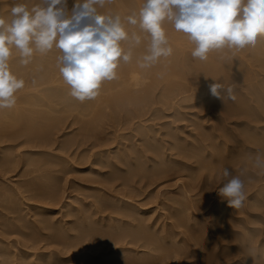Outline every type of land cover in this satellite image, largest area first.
<instances>
[{"label": "rangeland", "instance_id": "1", "mask_svg": "<svg viewBox=\"0 0 264 264\" xmlns=\"http://www.w3.org/2000/svg\"><path fill=\"white\" fill-rule=\"evenodd\" d=\"M18 1H16V0H9V1L0 0V4H1L0 9L2 8L0 10L1 13L3 12L5 14V12L6 13H7V11L9 12V10H11V7L14 6L15 3ZM115 1L116 0H111V2H114L116 4L117 2H115ZM119 1H118V3H119ZM8 2H9V6L7 5ZM70 2L71 3L69 5L73 7L75 1L73 0ZM118 3L116 4L115 7H113V9L111 7L112 3H109L110 5L108 3H106L107 5H105V6H107V7L106 8L104 7L105 9L99 8L101 10L98 9V11L100 13L102 11L103 14H104V12H105V14H108V15L112 14V16H113V13L115 11L117 12V13L116 12L115 13L118 14L119 13L118 11L120 10V8H116L119 6ZM120 4H121V1H120ZM108 5H109L110 9H109ZM70 6H67V8H70V11H71ZM112 6H114V5H112ZM3 8H4V10H3ZM5 8L7 10H5ZM67 8H66V10H68ZM106 10H107V12L111 11V10H115V11H113V13H110V12L107 13ZM120 13H121V11H120ZM5 15H6L7 19H9L8 17H10V16H7V14H5ZM166 24H168V22ZM129 26H128V28H129L130 32H132V31L137 32L138 31L137 27L135 28L134 26H130V27ZM169 26H170V24H169ZM134 28H135V30H134ZM170 29H171L172 33H173V31H176V30H173L174 28H172V26H170L168 29V32L167 31L166 32L171 33V32H169ZM167 33H166V35H167ZM183 35L186 36L185 34H183ZM184 39H187V36L185 38H183V36H182V38L180 40L181 46L179 44H177L180 46V48L182 47V49L180 52L179 46H177L178 51L180 52V54L178 53V56L180 58L178 57L179 61L176 60V64L178 62H180L182 65H184V66H182L180 63H178V70L180 71V69H181L183 71H180V74H178V75L173 74L174 77L173 76L171 77L172 80L171 79L167 80V78L166 79L161 78L159 80L157 79L156 81H154V83L156 85L153 83V87H150L151 88L150 94H152V95L150 97H148L147 102H145V104H138V106H136V107H134L135 105H133V104L125 105V106L120 105L121 109H119L120 108L119 105H117V107L115 108L113 106V105H115L114 103L112 104L110 102H107V101L105 102L103 100V103L99 102V104L100 103H102V104L101 105L98 104L97 107H95V106L93 107L91 105L90 106L91 110L90 109L88 110V108L82 110L78 107L73 108V109L68 108L67 110L71 111V112H68L67 110H65L66 113L62 112L66 118L64 117V115H62V118H64L63 119L64 121L61 124L58 125L57 123L53 122V125L55 124L53 128L56 127L57 129L55 128L56 132L54 129H53L54 131L53 130L51 131V132H53V133L55 132V133L53 135H52V133L50 134V136H49L50 139L47 140L48 143L41 140V143L44 142V143H42L44 147L40 144V138H37V136L41 137L42 131L47 128L46 121L44 119H41L39 117L36 118L37 116L35 117V119H33L31 117V115L29 114V112H27V111L25 112L27 117L24 115L23 118H18V119L16 118L15 119L14 117H12L10 115L12 112L7 114L6 115L7 117L5 115L0 117V120L3 118L1 120V122L2 123L4 122L3 125L0 122V125H1L0 126V130H1L0 131V140H2V141H0V159L3 160V158L7 157V156H9V158H10L8 160V162H10V163H7V162L3 163L4 165H1L2 163L0 161V259H1L0 261H3L1 264H20L21 262H22L21 264H106V262H108L110 260L115 261L114 264H122L124 262L130 263L131 261H132L131 263H134L133 261L136 262V260L139 259L137 257L138 256L137 254H139V256H140V259H139L140 261L137 260V262L139 264H143V263H145V264H254V258L251 257L253 255L259 256V258L256 259L255 264H264V207H263L264 206V204H263L264 200H259L260 202L257 201L258 207L253 206L255 208V210L251 209V207H250V210L248 208L249 211L247 209L245 210V208H247V204L250 200H245L246 202L245 201H244L245 203L243 202L242 207H240L241 209L239 208L240 211L238 209L236 212L235 208H233V210H235V211H234V213L232 212V215L234 216L232 218L231 212L229 214V210H230V208L232 210V207H229L226 201H222L221 198L217 194V190L219 189V187L222 186V183H223V176L221 174V171L224 170L223 168L230 169L229 171L232 173V175L233 174L239 175V172H235V171L236 170L239 171L241 169L240 167H244V165L248 164V161L251 160V163L249 162L250 164L247 165L250 168L245 165L246 169L248 168V172L246 175H244L245 177L241 176V179L243 177L242 180H244L245 185L247 182H248L247 185L250 183L255 185V188H256L255 190L258 192V196L262 197V198L264 197L263 196L264 195V171L252 168L251 167L252 159H249L250 156L256 154V152L258 150L257 151L251 150L250 147H247L248 150H245L246 146L242 147L241 144L236 143V140H233L234 138H231L233 140V142H229L230 143L229 145L230 146L236 145L237 147L235 148V150L232 147L229 148L228 145L227 146L225 145V147H224L222 144L220 146L219 143H221V141L224 140V136L223 137L219 136L216 139L218 143L214 142V137L211 136L210 138L211 139L213 138L212 139L213 143L211 144V146H209L207 148H204V146H202L201 143L197 142V140L194 139V137L195 138L197 137L194 135H196L198 132H201V133L204 132L205 134H207V132H209V134H210V131L213 129V126L216 123L217 124L219 123V121H218L219 119H216V118H218V116L221 115V111H220V113L219 112L216 113V111L214 109L212 110V108H214L213 103H217L218 101H219V103H222V99H220V98L214 99L213 103H212L213 97L211 98V96H212L211 93L207 92L206 93L207 95L205 94V95H203V97L201 96L199 98H192V99L186 100L185 97L188 94H190L191 92L190 91L182 92V90L185 88H188V87H192V85L194 83H196L197 80H199L197 78H200V80L198 81L199 84L201 81L207 80V78L204 77L205 76L204 72H202L201 70L203 69L204 62H208L210 58L207 59L206 61H203V63L201 60H199L197 58L198 60H197V62H195L196 59L190 54V53H192V50L195 47V45L193 43H191L188 39L187 40H184ZM171 40L174 42L173 39H171ZM171 40H169V41L171 42ZM182 51L184 54L182 53ZM231 52L232 51H230V52L226 51L225 53L224 52H218V54L220 53L222 55L221 59L222 60L224 59L223 61L226 64H229L226 66V67H228V70L231 69V67L233 68L232 70H229V72L231 71L230 73H232V75H233V76H231V77L229 76V77L233 78L234 76L239 74L237 72H240L239 67L242 66L241 65L242 64V58H241V53H239V52L236 53L237 52L236 51L234 56H232L233 53H231ZM181 53L183 54V57H182ZM214 53L217 54V52H214ZM222 53H224L225 55ZM229 54H231V55L229 56ZM186 55H188V56H186ZM181 58H182V60H181ZM188 58L190 61H188ZM231 58H233V59H231ZM191 59H192V64L190 63ZM230 59L233 61L230 62L231 61ZM237 59L238 60L241 59V60L238 61ZM193 61L196 65L193 63ZM198 61H201V62H198ZM210 61H211V59H210ZM234 62L235 63L237 62V64L235 65ZM179 65H181V66H179ZM180 67H182V68H180ZM189 67L190 68L192 67V68L190 69ZM195 68H196V70L199 69L201 71V73L199 70L198 71L194 70ZM226 69H225V71L227 73L228 70H226ZM193 70H194V72H191ZM226 73L224 72L225 75H226ZM184 74H186V75H184ZM199 74H201V75H199ZM195 75H196V77H195ZM201 79H203V80H201ZM166 80L169 81V83L171 81L170 84L173 87ZM173 80H174V82H173ZM175 80L178 82H176ZM194 80H196V81L194 82ZM148 82H150L149 84H151V82H152L151 78H149ZM198 82L196 83V85L198 84ZM229 82H230V80H229ZM229 82L226 81L224 83V85H223L224 88L229 87V86H231V87L233 86L234 88L236 87V89L239 88L238 87L239 85H237V81H236L237 86L235 85V83L233 85V82H231L232 84L231 83L229 84ZM177 83H179V84H177ZM225 84L226 85L229 84V85L226 86ZM169 85L171 86L172 90H171V88L170 89L168 88ZM152 88H153V90H152ZM164 89H166V90H164ZM167 89H169V90H167ZM207 89L209 90L208 87H207ZM236 89H234L235 92L233 93L235 98H236V99H234V101H238L242 97L240 92H237ZM112 91H114V90H112ZM105 92L101 91L100 93L102 94V96H110L109 94H112L111 92H107V91H105ZM103 93H105V95ZM179 93H180V95H179ZM235 93H236V95H235ZM208 94L211 96H209ZM224 95H226V93L222 92V97H224L223 102L232 103L233 100L231 99V102H230V99L227 97V95L226 96H224ZM238 96L240 97L239 99H238ZM181 97H182V99H181ZM208 97L210 98L209 99L210 102L207 101L208 100L207 99L206 102L203 101L205 103V104H203V102H201L203 100V98L205 99ZM214 98H216V97H214ZM90 100H92V99H90ZM90 100L88 101V99H87L86 102H91ZM148 100H149L150 104L152 103L151 105L148 104ZM216 100H218V101L215 102ZM111 102H114V101H111ZM196 102L199 105H197ZM98 107H99V109H95V110L93 109V108H98ZM142 107H143V109H142ZM40 108H44V107H40ZM100 108H101V111L104 108L102 113H100L101 112ZM77 109H80V110L75 111ZM92 109L94 111H92ZM72 110H73V112H72ZM96 111H99V113L97 112V114H96L95 113ZM27 113L30 115V117L28 116ZM55 113L58 114L57 112H55ZM100 114H103V115H101V117H100L99 116ZM13 118L16 121L13 120ZM22 119H24V122L22 121ZM30 119H32V120H30ZM241 119L243 120V118H241ZM241 119L238 118V116H234L233 119L226 120L225 121L226 125H224V126H226V127L228 126L227 132H225L224 130H221V131L225 135H226V133H228L227 134L228 136L226 135L227 137H230V136L232 137L233 135H238L239 131L241 129L243 131L246 130L247 132L252 131L250 129H246V126H244L243 124H240V123L236 124L235 123L236 121L240 122ZM33 120L36 123H34ZM43 120H44V122H42ZM93 120L95 122L97 120V122L92 123V122H94ZM214 120H217V121H214ZM12 121H14V122H12ZM18 121H21V123ZM40 121H41V123H38ZM16 122H18V124ZM214 122H216V123H214ZM12 123H15V125L11 126V125H13ZM29 123H30V126L27 125ZM47 123H48V121H47ZM90 123H92V125H90ZM24 124L27 127L24 126ZM37 124H38V126H37ZM5 125L6 126L8 125L9 128L4 127ZM33 125H36V126L33 127ZM61 125H63V126H61ZM239 125H241V126H239ZM41 126L42 127L45 126V127H43V129H42ZM86 127H88L89 130ZM5 128H6V130H4ZM33 128H35V129L32 130ZM37 128H38V130L39 129H41V130L38 131ZM85 128H86V130H85ZM35 130L38 133H36ZM58 130H60V131H58ZM148 130H149V133H148ZM248 130H250V131H248ZM30 131L32 132L31 134H30ZM143 131H144V133H143ZM205 131H207V132H205ZM214 131L215 130H213V133H214ZM20 132H22V133H20ZM39 132H41V133H39ZM2 133H4V134H2ZM14 134L16 135V137L14 136ZM211 134H212V131H211ZM51 135L54 137V139H51L52 138ZM124 135H125V137H124ZM147 135H148V137H147ZM85 136L89 137L88 140H86L87 138H85ZM3 137H5L4 140L2 139ZM11 137H12V139H11ZM151 137H152V139H151ZM181 137H183V138H181ZM8 138H10V139L8 140ZM65 138L67 139V141L70 139V141L65 142ZM71 138H74V139H71ZM37 139L39 140V143H38ZM30 140H31V142H30ZM151 140H153V141H151ZM170 140L171 141H173V140L177 141L180 144L179 147L185 148L188 152H190L194 155V158L189 159L188 162L189 163L192 162L193 163L192 165L196 166V169L193 167L192 168H190V167L185 168L184 165H180L176 161H172V160H168V159L164 158V155L165 156L167 155L169 157L172 152H174L175 155H177V153H178V149H175L173 151L171 149H169V144L172 143ZM28 141H29V143H27ZM34 141L38 145L36 143H34ZM49 141H51V142H49ZM162 141H163V143H162ZM186 141H187V143L190 142L191 144L193 142H196L197 145L196 146L193 144L192 145L191 144L186 145ZM144 142H146V143H144ZM209 142H212V141L208 140L207 143H209ZM125 143L127 146L125 145ZM237 144H239V145H237ZM212 146L214 147V149L217 148L216 150L218 151V154H216V155L214 154V156L211 155V153H210V150L213 148ZM126 147L128 149H126ZM137 147H139V148H137ZM249 148H250V150H249ZM139 149L140 150L143 149L144 151L143 150L140 151ZM160 149H161V151H160ZM229 149L231 151H229ZM109 150L112 154L109 152ZM125 150H126V152L124 153ZM127 150H128V152H127ZM238 150L241 153H242V151H245V154H244V152L242 153V154L246 155V156L243 155L244 156L243 159L236 157V156H238V157L242 156V155H240V156L236 155L237 153L234 152V151L238 152ZM41 151L45 152V153H42ZM116 151H118V152H116ZM204 151H205V153H204ZM247 151H249V153L251 155L249 153H246ZM251 151H254V154ZM129 152L132 153V155L130 153V157L127 156V155H129L128 154ZM106 153L110 154V155L108 154L109 158H108ZM143 153L145 156L142 155ZM258 153H259V151H258ZM233 154L235 155V157H234L235 159L233 158ZM259 154L264 155V152L261 153V151H260ZM5 155H7V156H5ZM155 155H158V156L163 157V158L161 159L159 157L160 161L159 160L155 161L153 159V157ZM220 155H222L223 157H221ZM11 156H13V158H12L13 161L11 159ZM26 156H30V157H26ZM101 156H102V158L100 159ZM231 156L233 159H231ZM45 157L49 158V159L46 158V160L48 161L47 162L48 164L47 163H46V165H45V163L41 164L42 166L37 165L38 166L37 168L35 165H33L34 162H32L33 163L32 164L29 161L31 158L33 160L35 158H41L42 160H45L44 159ZM110 157L113 159H111ZM123 157H125V158H123ZM147 157H149V158H147ZM173 157H177V156H173ZM203 157L205 159H203ZM217 157H219V158L221 157V158L219 159ZM114 158L117 160L114 161L115 160ZM132 158H133V160H132ZM178 158H180V157H178ZM207 158H208V161H211L210 163L207 162ZM246 158H248V159H246ZM50 159L52 161H50ZM239 159L243 160L244 162L243 161L240 162ZM106 160H107L108 165L106 163ZM112 160L115 162L114 164H113ZM220 160L221 161L223 160V161L220 162ZM225 160H228L230 162V164L228 165L227 163H225V165L222 166L224 164L223 162ZM233 160H236V162ZM55 161H57V162H55ZM96 161H98V162L96 163ZM121 161L123 162V165L121 164L122 163ZM124 161L125 162L127 161L128 164L125 163ZM212 162H215V163L217 162V163L215 164ZM30 163H31V165H29ZM221 163H222V165H221ZM35 164H37V163H35ZM53 164H55V165H53ZM214 165H216V167ZM47 166H48V168H47ZM55 166L58 169V171L55 168ZM119 166H121V167H119ZM161 166L163 167V169ZM32 167H34V168H32ZM60 167H61V170L59 171ZM140 167H143V169ZM173 167H178V169H180V170L177 172H175V171L171 172L170 171L168 173H164L166 170H168V169L171 170ZM35 168H36V170H35ZM38 168H39V170H38ZM158 168H160V169H158ZM210 168H211V170H210ZM216 168H217V170H216ZM220 168H222V169H220ZM29 169H31V170L33 169L32 170L33 172ZM52 169L55 171L52 172L53 171ZM139 169H140V172H139ZM213 169H215V170H213ZM141 170H142V172H141ZM219 170H221V171H219ZM191 171H193V176L195 174L194 179H193L195 186H194V188L192 187V191H191V193L194 195L193 197L194 198H200L202 196L206 197V195H207V197L209 196L208 198L210 199L213 196V198H211V199L216 201V203H217L216 205H218L216 210H217V212L218 211L219 212L217 214H213V216H212V213L210 214L209 206L204 207V209L202 207H194V209L191 208V210L187 209L188 215H189V213H190V215H189V217L185 216V219L186 218L187 219L186 220L184 219L185 220V222H184L185 224L183 225L184 227L183 226L182 227L175 226L174 228H170L169 226L167 227L166 224H170V222H172L175 218L174 219L173 218L167 219L165 215L161 216V212H164L165 210H163V207H161L159 205L162 204V206H163V203H165V201L168 202L170 200L176 201L175 202L176 204L179 201L180 202H182V201L186 202V200H187L186 189H185L184 185H186L187 182H189L192 179V177H190L188 175ZM127 173H129L130 175ZM199 173L201 175H199ZM211 173H212V176L214 177V178L212 177L213 180L211 178ZM215 173L217 175L218 174L219 175L217 176ZM46 174H47V176H46ZM151 174H153V175H151ZM48 176H50L51 178ZM122 176H124V177H122ZM129 176L131 179H129ZM37 177H40V179L39 178L37 179ZM44 177H45V179H44ZM41 179H42V181L40 183ZM46 179L49 183L46 181ZM49 179H50V181H49ZM32 181H35V182H32ZM54 181H56V182H54ZM45 182H47L48 184H45ZM204 182H205V184H204ZM41 184L45 185L44 189H43L44 185L41 187ZM251 184L248 186H251ZM47 185H51L52 186L51 188L54 187L52 189V191L55 192L54 194L52 192H51V194H49L50 188L48 190L47 187H49V186H47ZM29 187H30V189H29ZM31 187H32V189H31ZM38 187H39V189H38ZM46 188H47V190H45ZM259 188H261V189H259ZM37 191H39V192H37ZM261 191H263V192L261 193ZM35 192H37V193H35ZM46 192L48 194H46ZM208 192H209V194H208ZM259 192L261 194H259ZM17 193H18V195H17ZM42 193L46 194L48 197L46 195H43ZM104 193H106V195L108 194L109 197H107V198H111V201H110V199H107L105 197L106 195ZM11 194L13 196L12 198H14V200H15V201L13 200L15 203L17 201H19V199H20V201L17 202L16 204L13 203V201H8L9 199L7 197L9 196V198H10ZM101 194H102V196H101ZM40 195H42V197ZM54 195L55 196L57 195L56 198H59L61 202L58 201V199H56ZM70 195H71V198L68 197ZM114 195L117 197L126 198V199L134 201L136 203L138 202V204L143 205L145 208H149V212L146 215L149 216L152 214V217H153L152 221H154L156 219L155 220L156 225L154 224V226H157V227L153 228L154 230L152 229V227H150L152 229V231L150 228H147V227H145V228H147V230H145V228L143 226H142V228H140V226L136 227L135 228L136 230L134 231V230H132V229H134V227H132L130 225L129 226L126 224L123 225V224H121V222L119 224L118 219L115 220V224L117 225V228L119 229L120 233H123V231H128V230H130L128 232L133 231V233H134V232H137L138 229H139V232L141 230L142 231H144V230L148 231V229H149V231L152 232L151 234L153 236H156V237L159 236V238H157L158 240H152L153 243L151 244V246L148 245V244H150V242H149V243H147V246H148L147 247L146 242L142 239H141L142 241L139 240V242L136 243V241H135V243H134V242H130L128 240V238H126L125 242L122 240L124 243L122 241L121 242L119 241L121 243L120 244V243H116V242H118L116 240H114L115 242L112 239L111 240L113 242L111 240L109 241L110 237L106 238V237L102 236L106 230L107 231L110 230L113 233L118 232V229H116L115 227L112 228L111 225L108 226V224H110V222L108 221L107 218L105 220L102 219V216H105L106 214H108L107 213L108 211H106V212L104 211L105 213H101V211H99V208L101 209V206L106 208V206H110L108 204L113 203L112 199H114V197H113ZM58 196H60V197H58ZM130 196H131V198H130ZM16 197H17V199H15ZM61 197H63V198H61ZM183 197H185L186 199ZM101 199H103V200H101ZM67 200L71 201L72 204H71V206L66 208V207H64V202H67ZM98 202L100 205L103 203V205L100 206V205L96 204ZM93 203H94V205H93ZM261 204H262V207H261ZM36 205H42V206L45 205V206L49 207L51 209V211L41 212L40 209L34 207ZM243 206L245 207L244 209H243ZM103 207H102V209H104ZM153 207L155 208V210ZM219 208H220V210H219ZM227 209H228V211H227ZM96 210H98V211H96ZM224 210H226L227 213ZM186 212L187 211H185V215H186ZM158 213H160V214H158ZM70 214H72V215H70ZM202 215H205V216L203 217ZM200 216H202V217H200ZM159 217H162V218H159ZM256 217H258L259 219ZM36 218L39 219L40 221L37 220ZM42 218H43L44 222L42 221ZM60 218H62V219H60ZM202 218L204 220H207V222H205ZM222 218H223V220H222ZM227 218H230V220L228 219L230 222L227 221ZM234 218L235 219L237 218V219L235 220ZM238 218H244V219H242L243 222H241ZM100 219H102V221ZM219 219H221V220H219ZM224 219H226V221ZM253 219H255V220H253ZM61 220H63V221H61ZM200 220H201V222H200ZM244 220L246 221V223L244 222ZM45 221H46V223H45ZM58 221H60V222H58ZM62 222H65V223L63 224ZM157 222H158V224H157ZM204 222L208 223V225L213 224V227L212 226L210 227V225H209V227H210L209 228L207 225L208 228L206 227V229H205L204 228L205 224H202ZM228 222H229V224H227ZM164 223H166V224L163 226ZM219 223H222V224H220V226H219ZM69 224H71V225H69ZM191 224H193V226ZM62 225L65 227L69 226L68 227L69 232L67 231L68 233L65 230L62 231V228H63ZM188 225H189V227H188ZM214 226H215V228H214ZM87 227H89V228H87ZM162 227H164L165 230ZM185 227L190 228L191 230L188 229L186 232H184L183 230H186ZM196 227L198 230H201V231L194 233L193 230L197 231ZM200 227H202V228L199 229ZM79 228H80V230H81L80 232L82 234L79 233ZM182 228H183V230H182ZM192 228H194V229H192ZM211 228H213V229H211ZM156 229L158 232L156 231ZM166 229H168V231ZM202 229H204L205 231ZM214 229L218 230L219 232L214 233L213 232ZM82 230H84V231H82ZM89 230H91V231H89ZM170 230H171V232H170ZM100 231H101V233H100ZM191 231H192V233H190ZM210 231H212V232H210ZM91 232L94 235L97 234L96 239L99 243L97 241H95V242L92 241L95 239L94 238L95 236H93V234ZM102 232H104V233L102 234ZM164 232H166V233H164ZM187 232H189L188 235H187ZM88 233H91L92 237L94 239L89 237L90 234H88ZM160 233H162V234H160ZM198 233H199V235H198ZM224 233H225V235H224ZM98 234L99 235L101 234V235L99 236ZM158 234H160V235H158ZM202 234H204V235H202ZM212 234H213V236H212ZM57 235H58V238H57ZM61 235H63V236H61ZM165 235L166 236L168 235V237H166L163 240L162 236L165 237ZM85 236H88L87 237L88 239ZM97 236L100 240H98ZM100 237H103L106 240L105 239L103 240V238H100ZM192 237L194 240L192 239ZM64 238H65V240L63 241ZM74 238L76 239V242H75ZM82 238H84V239L86 238L87 240H85V242H84V239H82ZM189 238H191V239H189ZM77 239H78V241H77ZM80 239L83 241L80 242ZM129 239H130V237H129ZM89 240H91L94 244L96 242L98 244L96 243V245H94ZM101 240H103V242H104L103 245H102L103 242L101 243ZM86 241H87V244L85 245ZM108 241H109V243H111L110 246L107 245L108 243H105ZM126 241L127 242L129 241V243L127 244ZM78 242H80L82 245L79 243V245H80L79 246L77 244ZM143 242H145L144 243L145 245L143 244ZM157 242H159V243H157ZM113 243H114V245L116 244L117 246H114ZM187 243H188V245H187ZM89 244H91L92 247ZM124 244H127V245H125L127 247L130 244V246L128 247L129 249L124 250V252L120 251L118 253H116L114 251H113L114 253L110 252L112 250L117 249V247H119V248L122 247L121 245H124ZM83 245H85L84 247L87 246V248L90 246L91 249H90V247L88 249L87 248L84 249ZM106 245L108 247H105ZM140 245L142 248L140 247ZM76 246H78V247H76ZM95 246H96V248H95ZM150 247L153 250L155 247H156V249L154 251L150 249L152 251L151 252L148 249ZM104 248H107V250H105ZM78 249L80 251H78ZM95 250H97V251H95ZM108 251H109V253H107ZM135 251H137L138 253ZM148 251H150V252H148ZM25 252H28V253L24 254ZM75 252H77V253H75ZM105 252H106V254H104ZM140 252H142L141 253L142 256L140 255ZM135 253H137V254H135ZM23 254H24V256H23ZM109 254H111V255H109ZM25 255H26V257H25ZM105 255H106V257H105ZM143 255L146 258H143ZM2 257H3V260H2ZM26 258H28V259L26 260ZM134 259H136V260H134ZM142 260H144L145 262ZM27 261H28V263H27ZM32 261H33V263H32ZM136 263H134V264H136Z\"/></svg>", "mask_w": 264, "mask_h": 264}, {"label": "bare ground", "instance_id": "2", "mask_svg": "<svg viewBox=\"0 0 264 264\" xmlns=\"http://www.w3.org/2000/svg\"><path fill=\"white\" fill-rule=\"evenodd\" d=\"M7 1H9V0H7ZM16 1H18V0H16ZM70 1H73V0H67V6H70L69 4L71 3ZM75 1V0H74ZM118 1L119 0H116L115 2H117L118 3ZM120 1H121V4H120ZM119 1V6L118 7H116V8H120V10L118 11L119 13H120V11H121V13L119 14H116L117 12L115 11V10H111V11H108V12H110V13H113V11H115L114 13H113V16L116 14V15H120L121 16V18L123 19V18H125L126 16H128V15H131V14H133V13H138V11H139V9L142 7V5H143V3H144V0H120ZM13 2V1H12ZM42 4L43 6H47L46 5V0H19L18 2H16L15 3V5L16 4H26L29 8H31L33 5H35V4ZM75 3V2H74ZM110 3H112L111 4V7H112V9H113V7H115L116 6V4L114 3V2H110ZM11 4V3H10ZM109 4V3H108ZM1 5V4H0ZM8 6H9V2H8V4H7ZM72 5V4H71ZM105 5H107V4H105ZM110 5V4H109ZM109 5H108V7H109ZM112 5H114V6H112ZM3 6V5H2ZM58 7H60L59 5H58ZM71 7V11H72V6H70ZM105 8L107 7V6H104ZM103 7V8H104ZM7 8V7H6ZM5 8V10H7ZM104 8V9H105ZM2 9V8H1ZM0 9V10H1ZM68 10H66V14H70L71 13V11H70V8H67ZM109 9H110V7H109ZM3 10H4V8H3ZM9 10V9H8ZM99 10H101V9H99ZM10 11L11 10H9V12L7 11V13L5 12V14H7V16H10L9 14H10ZM106 12H107V10H106ZM107 12V13H108ZM9 13V14H8ZM101 13L103 14V12L101 11ZM3 12L1 13V11H0V16H2V17H4L5 19H7V17H6V15H5ZM104 14H105V12H104ZM106 15H108V14H106ZM112 15V14H111ZM9 19L8 20H10V17H8ZM167 23V22H166ZM165 23V24H166ZM169 24H170V26H172V24L171 23H168V24H166V25H164V27H165V29H166V31L168 32V29H169ZM169 26V27H168ZM130 27V26H129ZM136 28V27H135ZM135 28H134V30H135ZM172 28H174L173 26H172ZM137 32L139 33V29H138V27H137ZM173 30H175V29H173ZM166 32V33H167ZM169 32H171V29H170V31ZM175 32V33H174ZM172 33V32H171ZM171 33H167V38H168V41L169 40H171V39H173L174 40V42L171 40V42L169 41V45L172 47V49H173V52H172V55H170L169 56V58L168 57H162V58H160L159 60H158V62L155 64V65H153L151 68H148V69H142V68H140L139 67V65H138V60H139V58L146 52V50H147V45H148V43H149V40H148V38H147V36H146V34H143V33H139V34H141V36H142V41H141V44L140 45H138V46H136L135 48H134V50H133V58H132V60L129 62V63H121L120 65H119V67H118V69H117V78L116 79H114V80H112V81H105V82H103V84H102V86H101V88H100V90H99V95L95 98V99H92V100H90L91 102H86V100H85V102L84 101H80V100H78L77 98H74L73 96H71L70 95V92H71V88H70V86L69 85H67L66 83H65V81L63 80V77H62V75L60 74V71H59V67H58V64H57V57L60 55V52H59V50H57V49H53V50H51V51H49L47 54H44V55H40V54H35L34 55V57H33V59L31 60V62L29 63V64H27V65H24V64H22L20 61H21V58H20V56L18 55V54H15L11 59H10V61H9V65H10V71L14 74V75H16L17 76V78L18 79H23L24 80V87L22 88V89H20V90H18L16 93H15V95H16V103H15V105L13 106V107H11V108H4V109H0V117H2V116H6L7 114H9L10 112H12L10 115L12 116V117H14L15 119L17 118H23L24 117V115L26 116V111L27 112H29V114L31 115V117L33 118V119H35V117L36 118H41V119H44L45 121H46V126H47V128L45 129V130H43L42 131V133L41 132H39V133H41V137H38L37 136V138H40V144L43 146V144L42 143H44V142H47V140H49L50 139V134L52 133V135L56 132V129L55 128H53L54 127V125H53V122L54 123H57L58 125L59 124H61L64 120V118H62V115H64L62 112H64V113H66L65 112V110H67L68 108H80V109H82V110H84V109H86V108H88V110L90 109V106L92 105L93 107L95 106V107H97V105L99 104V102H102L103 103V100L106 102H110V103H114L115 105H113L115 108L117 107V105H121V106H125V105H130V104H133V105H135L134 107H136V106H138V104H145V102H147V99H148V97H150L152 94H150V91H151V88L150 87H153V83H154V81H156L157 79L159 80V79H161V78H167V80L168 79H171V77L173 76V74H180V71H183V70H181L180 69V71L178 70V63H180V62H178L177 64H176V60H178L179 61V59H178V53L180 54V52H181V49H182V47L180 48V44H181V42H180V40H181V38H182V36H183V38H185L186 36H184L182 33H180V32H176V31H173V35L171 34ZM171 34V35H170ZM171 38V39H170ZM188 39V38H187ZM187 39H184V40H187ZM177 42V43H176ZM174 43V44H173ZM185 43V42H184ZM177 44H179V45H177ZM125 46V48H127L128 47V45H127V43L124 45ZM177 46H179V51H178V47ZM184 51V50H183ZM183 51H182V53H183ZM230 52L229 50H223V51H212V52H210L209 53V56H208V59L210 58L211 59V61H210V59H209V61L208 62H204V65H203V69L201 70L202 72H204V74H205V76L204 77H206L207 78V80H203V79H201V80H203V81H201L200 82V84H199V80H200V78H197V79H199V80H197V82H198V84L196 85V83H194L196 80H194V84L192 85V87H188V88H185V89H183L182 90V92H187V91H190L191 93L190 94H188L185 98H186V100H188V99H192V98H199V97H203V95H205L207 92H210L208 89H207V87H208V84L209 83H213L214 81H212V79L213 80H215L216 82H218V83H223L222 85H224V83L226 82V81H228L229 82V80H230V82H229V84L231 83V82H233V85H234V83H235V85H236V81H237V85H239L238 87V89H236V87L234 88L233 86H232V88L233 89H236L237 90V92H240V94H241V98L238 96V101H232V103H225V102H223V100H222V103H219V101L218 100H216L215 102H217V103H213V100L214 99H217V97L216 98H214V96H211V95H209V96H211V98H212V103H213V107L214 108H212V110L214 109L215 111H216V113L217 112H219L220 113V111H221V115H219L218 116V118H216V119H219L218 121H219V123L217 124L216 122H214V123H216L214 126H213V129L211 130L212 131V134H211V131H210V134H209V132H207V131H205V132H207V134H205L203 131V133H201V132H198L196 135H194V136H197L196 138L194 137V139H196L197 140V142H199V143H201L202 144V146H204V148H207V147H209V146H211V144L213 143V138L211 139L210 137L212 136V137H214V142H216V143H218L217 142V138L219 137V136H224V140H222L221 141V143H219V145L221 146L222 144H223V146L225 147V145L227 146L228 145V147L230 148V147H232L234 150H235V148L237 147L236 145H233V146H230L229 144V142H233V140H236V143H239V144H241V146L243 147V146H246V149L245 150H248V148L247 147H250L251 148V150H258L259 151V153H260V151H261V153L262 152H264V39H258V41H257V43H256V46L255 47H251V46H248V47H245L243 50H239V51H237L236 53H241V58H242V66L241 67H239V69H240V72H237V73H239V74H237L236 76H234L233 78H230L231 76H233L232 75V73H230L229 72V70H232L233 68L231 67V69H229L228 70V67H226L227 65H229V64H226L222 59H221V57H222V55L219 53L218 54V52ZM188 52V51H187ZM214 52H217V54L216 53H214ZM181 53V54H182ZM224 53H222V54H224ZM231 53H233V52H231ZM184 54V53H183ZM183 54H182V57H183ZM186 54V53H185ZM191 54V53H190ZM228 54V53H227ZM235 54V53H234ZM234 54L232 55V56H234ZM189 55V54H188ZM188 55H186V56H188ZM225 55V54H224ZM231 54H229V56H230ZM227 56V55H226ZM224 57V56H223ZM180 58V57H179ZM190 58V57H189ZM189 58H188V61H190L189 60ZM226 58V57H225ZM230 58V57H229ZM196 59V61L195 62H197V58H195ZM231 59H233V58H231ZM230 59V60H231ZM235 59V58H234ZM181 60H182V58H181ZM180 60V61H181ZM229 60V59H228ZM238 60V59H237ZM239 60H241V59H239ZM238 60V61H239ZM194 61H193V63H194ZM233 60H231L230 62H232ZM235 61V60H234ZM237 61V62H238ZM198 62H201V61H198ZM229 62V61H228ZM237 62L235 63V65L237 64ZM191 64H192V59H191V62H190ZM202 63H203V61H202ZM241 63V62H240ZM181 64V63H180ZM195 64V63H194ZM232 64V63H231ZM182 65V64H181ZM181 65H179V66H181ZM196 65V64H195ZM182 66H184V65H182ZM201 66V65H200ZM196 67V66H195ZM235 67V66H234ZM180 68H182V67H180ZM184 68V67H183ZM190 68V67H189ZM188 68V69H189ZM192 68V67H191ZM190 68V69H191ZM194 68V67H193ZM198 68V67H197ZM227 68V69H226ZM201 69V68H200ZM225 69L226 70H228L227 71V73H226V71H225ZM194 70H196V68L194 69ZM194 70L193 71H191V72H194ZM199 69H197L196 71H198ZM238 70V69H237ZM188 71V70H187ZM195 71V72H196ZM200 71V70H199ZM201 71H200V73H201ZM224 72L226 73V75L224 74ZM233 72V71H232ZM184 73V72H183ZM199 73V72H198ZM182 74V73H181ZM189 74V73H188ZM191 74V73H190ZM203 74V75H204ZM224 76H223V75ZM184 75H186V74H184ZM192 75V74H191ZM197 75V74H196ZM196 75H195V77H196ZM199 75H201V74H199ZM198 75V76H199ZM228 75V76H227ZM230 76V77H229ZM239 76V77H238ZM174 77V76H173ZM201 77V76H200ZM149 78H151V84H149L150 82H148V80H149ZM193 78V77H192ZM202 78V77H201ZM166 80V81H167ZM172 80V79H171ZM176 81V80H175ZM190 81V80H189ZM168 83H169V81H167ZM173 82H174V80H173ZM176 82H178V81H176ZM180 82V81H179ZM170 83H171V81H170ZM169 83V84H170ZM155 84V83H154ZM175 84V83H174ZM177 84H179V83H177ZM186 84V83H185ZM228 84V85H229ZM232 84V83H231ZM156 85V84H155ZM154 85V86H155ZM168 85V84H167ZM171 85V84H170ZM169 85V86H170ZM187 85V84H186ZM226 85V84H225ZM228 85H226V86H228ZM236 85V86H237ZM168 86V88L170 89L171 88V86L169 87ZM189 86V85H188ZM200 86V87H199ZM167 87V86H166ZM173 87V86H172ZM180 88V87H179ZM225 88H227V87H225ZM116 89V90H115ZM155 89V88H154ZM169 89H167V90H169ZM112 90H114V91H112ZM152 90H153V88H152ZM164 90H166V89H164ZM171 90H172V88H171ZM180 90V89H179ZM105 92V91H107V92H111L112 94H109L110 96H102V94L100 93V92ZM115 92V93H114ZM153 92V91H152ZM168 92V91H167ZM171 92V91H170ZM174 92V91H173ZM181 92V91H180ZM235 92V91H234ZM106 93V92H105ZM105 93H103L104 95H105ZM114 93V94H113ZM108 94V93H107ZM150 94V95H149ZM179 95H180V93H179ZM207 95V94H206ZM235 95H236V93H235ZM178 96V95H177ZM224 96H226V95H224ZM207 97V96H206ZM223 99H224V97H222ZM180 99V98H179ZM181 99H182V97H181ZM208 99V100H207ZM209 97L208 98H203V100L201 101V102H203V101H205L206 102V100L207 101H209ZM236 99V98H235ZM94 100V101H93ZM150 100V99H149ZM149 100H148V104H150L149 103ZM195 100V99H194ZM200 100V99H199ZM228 100V99H227ZM89 101V100H88ZM111 101H114V102H111ZM221 101V100H220ZM226 101V100H225ZM152 102V101H151ZM185 102V101H184ZM210 102V101H209ZM230 102H231V99H230ZM102 103H100L99 105H101ZM109 103V104H110ZM197 103V102H196ZM105 104V103H104ZM137 104V105H136ZM152 104V103H151ZM150 104V105H151ZM201 104V103H200ZM203 104H205L204 102H203ZM209 104V103H208ZM211 104V103H210ZM108 105V104H107ZM111 105V104H110ZM193 105V104H192ZM197 105H199L198 103H197ZM202 105V104H201ZM112 106V105H111ZM121 106H120V108L119 109H121ZM204 106V105H203ZM208 106V105H207ZM40 107H44V108H40ZM205 108V107H204ZM211 108V107H210ZM80 109H77V110H75V111H78V110H80ZM94 110L95 109H99V107L98 108H93ZM92 109V111H94ZM104 109V108H103ZM103 109H102V111H103ZM123 109V108H122ZM142 109H143V107H142ZM91 110V109H90ZM118 110V109H117ZM68 111V110H67ZM100 111H101V108H100ZM102 111L100 112V113H102ZM114 111V110H113ZM135 111V110H134ZM214 111V112H215ZM55 112H57L58 114H56ZM60 112V113H59ZM68 112H71V111H68ZM72 112H73V110H72ZM97 112L99 113V111H96L95 113L97 114ZM115 112V111H114ZM82 113V112H81ZM80 113V114H81ZM104 113V112H103ZM213 113V112H212ZM218 113V114H219ZM28 114V113H27ZM28 114V116L30 117V115ZM61 114V115H60ZM83 114V113H82ZM86 114V113H85ZM101 115H103V114H100L99 116L101 117ZM214 115V114H213ZM234 116H238V118H243V120L241 119V121L239 122V121H236L235 123L237 124V123H240V124H243L244 126H246V129H250V130H252V131H250V130H248V131H250V132H247L246 130H242L241 128V130L239 131V134L238 135H233L232 133V137L230 136V137H227L228 135V133H226V135L221 131V130H224L225 132H227V129H228V126L226 127V126H224V125H226V120H229V119H233L234 118ZM7 117V116H6ZM27 117V116H26ZM64 117H65V115H64ZM95 117V116H94ZM93 117V118H94ZM13 118V120H15ZM66 118V117H65ZM237 118V117H236ZM235 118V119H236ZM3 119V118H2ZM1 119V120H2ZM9 119V118H8ZM26 119V118H25ZM97 119V118H96ZM213 119V118H212ZM215 119V118H214ZM1 120H0V122H1ZM5 120V119H4ZM12 120V119H11ZM10 120V121H11ZM20 120V119H19ZM30 120H32V119H30ZM37 120V119H36ZM44 120L42 121V122H44ZM92 120V119H91ZM238 120V119H237ZM16 121V120H15ZM22 121L24 122V119H22ZM28 121V120H27ZM47 121H48V123H47ZM94 121V120H93ZM214 121H217V120H214ZM9 122V121H8ZM12 122H14V121H12ZM18 122H20L21 123V121H18ZM18 122H16L17 124H18ZM29 122V121H28ZM33 122L34 123H36L34 120H33ZM96 122H97V120H96ZM95 121L94 122H92V123H96ZM4 123V122H3ZM3 123L1 122V124L3 125ZM31 123V122H30ZM30 123L29 124H27V125H29L30 126ZM38 123H41V121L40 122H38ZM92 123H90V125H92ZM228 123V122H227ZM13 125H11V126H14L15 125V123H12ZM89 125V124H88ZM87 125V126H88ZM94 125V124H93ZM1 126V125H0ZM24 126H26L25 124H24ZM32 126V125H31ZM36 125H33V127H35ZM37 126H38V124H37ZM40 126V125H39ZM61 126H63V125H61ZM239 126H241V125H239ZM4 127H6V128H9V126L7 125H5ZM27 127V126H26ZM25 127V128H26ZM43 127H45V126H43ZM43 127L41 126V128L43 129ZM91 127V126H90ZM145 127V126H144ZM3 128V127H2ZM6 128L4 129V130H6ZM12 128V127H11ZM31 128V127H30ZM63 128V127H62ZM86 128H88V127H86ZM86 128H85V130H86ZM205 128V127H204ZM209 128V127H208ZM212 128V127H211ZM210 128V129H211ZM239 128V127H238ZM27 129V128H26ZM35 128H33L32 130H34ZM55 130V132L53 133V132H51L52 130ZM234 129V128H233ZM21 130V129H20ZM30 130V129H29ZM37 130H38V128H37ZM39 130H41V129H39ZM38 130V131H39ZM53 130V131H54ZM88 130H89V128H88ZM91 130V129H90ZM146 130V129H145ZM204 130V129H203ZM213 130H215L214 131V133H213ZM1 131V130H0ZM36 131V130H35ZM58 131H60V130H58ZM219 131V132H218ZM4 132V131H3ZM14 132V131H13ZM217 132V133H216ZM236 132V131H235ZM5 133V132H4ZM4 133H2V134H4ZM20 133H22V132H20ZM19 133V134H20ZM27 133V132H26ZM32 132L30 131V134H31ZM36 133H38L37 131H36ZM58 133V132H57ZM142 133V132H141ZM143 133H144V131H143ZM148 133H149V130H148ZM230 133V132H229ZM237 133V132H236ZM249 135H248V134ZM253 133V134H252ZM8 134V133H7ZM11 134V133H10ZM9 134V135H10ZM13 134V133H12ZM25 134V133H24ZM35 134V133H34ZM85 134V133H84ZM209 134V135H208ZM230 134V135H231ZM252 134V135H251ZM22 135V134H21ZM51 135V136H52ZM56 135V134H55ZM3 136V135H2ZM8 136V135H7ZM6 136V137H7ZM14 136L16 137V135L14 134ZM20 136V135H19ZM69 136V135H68ZM226 136V137H225ZM9 137V136H8ZM18 137V136H17ZM28 137V136H27ZM70 137V136H69ZM68 137V138H69ZM124 137H125V135H124ZM147 137H148V135H147ZM146 137V138H147ZM4 138L5 137H3L2 139L4 140ZM29 138V137H28ZM75 138V137H74ZM74 138H71V139H74ZM84 138V137H83ZM85 138H87L86 140H88V138L89 137H86L85 136ZM84 138V139H85ZM145 138V139H146ZM169 138V137H168ZM181 138H183V137H181ZM187 138V137H186ZM231 138H234L233 140L231 139ZM10 138H8V140H9ZM11 139H12V137H11ZM16 139V138H15ZM27 139V138H26ZM51 139H54V137L52 136V138ZM83 139V140H84ZM151 139H152V137H151ZM223 139V138H222ZM29 140V139H28ZM38 140V139H37ZM41 140L42 141H44V142H42L41 143ZM190 140V139H189ZM208 140L210 141H212V142H209V143H207L208 142ZM216 140V141H215ZM0 141H2V140H0ZM52 141V140H51ZM51 141H49V142H51ZM68 141H70V139L68 140ZM67 141V139L65 138V142H68ZM151 141H153V140H151ZM160 141V140H159ZM171 141V140H170ZM30 142H31V140H30ZM33 142V141H32ZM147 142V141H146ZM146 142H144V143H146ZM172 143L171 144H169V149H171L172 151L173 150H175V149H178V153H177V155H175L174 154V152H172L171 153V155L168 157L167 155L165 156L164 154V158L165 159H168V160H172V161H176L177 163H179L180 165H184L185 166V168H187V167H190V168H195L196 169V166H193L192 164V162L191 163H189L188 162V160L189 159H191V158H194V155L192 154V153H190V152H188L185 148H182V147H179V143L177 142V141H171ZM235 142V141H234ZM27 143H29V141L27 142ZM34 143H36L35 141H34ZM33 143V144H34ZM38 143H39V140H38ZM48 143V142H47ZM150 143V142H149ZM162 143H163V141H162ZM15 144V143H14ZM37 144V143H36ZM39 144V145H40ZM46 144V143H45ZM44 144V145H45ZM120 144V143H119ZM154 144V143H153ZM188 144H191L190 142L189 143H187V141H186V145H188ZM193 145H197L196 144V142H193L192 143ZM191 144V145H192ZM239 144H237V145H239ZM9 145V144H8ZM38 145V144H37ZM40 145V146H41ZM67 145V144H66ZM125 145H126V143H125ZM124 145V146H125ZM131 145V144H130ZM135 145V144H134ZM144 145V144H143ZM5 146V145H4ZM34 146V145H33ZM41 146V147H42ZM127 146V145H126ZM137 146V145H136ZM146 146V145H145ZM160 146V145H159ZM240 146V147H241ZM37 147V146H36ZM44 147V146H43ZM42 147V148H43ZM133 147V146H132ZM131 147V148H132ZM140 147V146H139ZM139 147H137V148H139ZM189 147V146H188ZM193 147V146H192ZM213 147V146H212ZM2 148V147H1ZM130 148V147H129ZM147 148V147H146ZM227 148V147H226ZM250 148H249V150H250ZM113 149V148H112ZM126 149H128L127 147H126ZM148 149V148H147ZM150 149V148H149ZM217 149V148H216ZM216 149H214V147L210 150V153H211V155H213L214 156V154L216 155V154H218V151L216 150ZM222 149V148H221ZM228 149V148H227ZM6 150V149H5ZM10 150V149H9ZM12 150V149H11ZM108 150V149H107ZM140 150V149H139ZM143 150V149H142ZM142 150H140V151H142ZM153 150V149H152ZM144 151V150H143ZM151 151V150H150ZM156 151V150H155ZM160 151H161V149H160ZM203 151V150H202ZM206 151V150H205ZM205 151H204V153H205ZM220 151V150H219ZM224 151V150H223ZM229 151H231L230 149H229ZM233 151V150H232ZM258 151L256 152V153H258ZM35 152V151H34ZM42 152V151H41ZM49 152V151H48ZM47 152V153H48ZM51 152V151H50ZM109 152H110V150H109ZM116 152H118V151H116ZM123 152V151H122ZM126 152V150L124 151V153ZM127 152H128V150H127ZM132 152V151H131ZM131 152H129L128 154L129 155H127V156H129L130 157V153ZM154 152V151H153ZM170 152V151H169ZM235 153H237L236 155H242L241 157H238V156H236L237 158H241V159H243L244 158V156H246V155H244L245 154V151H242V153L244 152V154H242L241 152H239V150H238V152L237 151H234ZM251 152H253V154H254V151H251ZM5 153V152H4ZM3 153V154H4ZM7 153V152H6ZM36 153V152H35ZM42 153H45V152H42ZM99 153V152H98ZM102 153V152H101ZM104 153V152H103ZM111 153V152H110ZM115 153V152H114ZM222 153V152H221ZM234 153V154H235ZM241 153V154H240ZM246 153H249V151H247ZM33 154V153H32ZM40 154V153H39ZM107 154V153H106ZM109 154V153H108ZM108 154H107V156H108ZM112 154V153H111ZM232 154V153H231ZM233 154V158L235 157V155ZM250 154V153H249ZM12 155V154H11ZM27 155V154H26ZM47 155V154H46ZM110 155V154H109ZM115 155V154H114ZM125 155V154H124ZM131 155H132V153H131ZM134 155V154H133ZM142 155H144V153L142 154ZM196 155V154H195ZM225 155V154H224ZM244 155V156H243ZM251 155V154H250ZM5 156H7V155H5ZM40 156V155H39ZM95 156V155H94ZM97 156V155H96ZM106 156V157H107ZM116 156V155H115ZM118 156V155H117ZM123 156V155H122ZM126 156V157H127ZM145 156V155H144ZM173 156H177V157H173ZM193 156V157H192ZM206 156V155H205ZM210 156V155H209ZM221 157H223L222 155H220ZM226 156V155H225ZM248 156V155H247ZM25 157V156H24ZM26 157H30V156H26ZM32 157V156H31ZM35 157V156H34ZM43 157V156H42ZM49 157V156H48ZM48 157H45L44 159L45 160H42L41 158H35L34 160L31 158L29 161L32 163V162H34V164L33 165H35L36 166V168L38 167L37 165H41V164H44L45 163V165H46V163L48 162L47 160H46V158H48ZM58 157V156H57ZM104 157V156H103ZM159 157L160 156H158V155H155L154 157H153V159L155 160V161H158L159 160ZM178 157H180V158H178ZM220 157V158H221ZM13 158V156H11V159ZM61 158V157H60ZM102 158V156L100 157V159ZM108 158H109V156H108ZM107 158V159H108ZM111 158V157H110ZM117 158V157H116ZM119 158V157H118ZM123 158H125V157H123ZM128 158V157H127ZM147 158H149V157H147ZM161 159L163 158V157H160ZM214 158V157H213ZM212 158V159H213ZM217 158H219V157H217ZM219 158V159H220ZM225 158V157H224ZM232 158V156H231V159H233ZM236 158V159H237ZM10 158H9V156H7V157H4L3 158V160H1L0 159V161H1V165H4L3 163H10V162H8V160H9ZM41 159V160H40ZM49 159V158H48ZM52 159V158H51ZM50 159V161H52ZM95 159V158H94ZM111 159H113V158H111ZM115 159V158H114ZM164 159V160H165ZM203 159H205L204 157H203ZM227 159V158H226ZM235 159V158H234ZM246 159H248V158H246ZM249 159H251V158H249ZM59 160V159H58ZM65 160V159H64ZM90 160V159H89ZM110 160V159H109ZM117 159H115L114 161H116ZM126 160V159H125ZM129 160V159H128ZM132 160H133V158H132ZM150 160V159H149ZM153 160V161H154ZM187 160V161H186ZM218 160V159H217ZM11 161V160H10ZM12 161H13V159H12ZM11 161V162H12ZM27 161V160H26ZM113 160H112V162H113V164L115 163ZM148 161V160H147ZM160 161V160H159ZM223 161V160H222ZM221 160H220V162H222ZM226 161V162H225ZM223 163V165H222V163H221V165L222 166H224L225 165V163H227L228 165L230 164V162L228 161V160H225ZM233 161H235L236 162V160H233ZM239 161L241 162V161H243V160H240L239 159ZM55 162H57V161H55ZM98 161H96V163H97ZM100 162V161H99ZM104 162V161H103ZM102 162V163H103ZM110 162V161H109ZM122 162V161H121ZM125 162V161H124ZM129 162V161H128ZM207 162H211V161H208V158H207ZM218 162V161H217ZM216 162V163H217ZM244 162V161H243ZM251 163V160L250 161H248V164H245L246 166L247 165H249L250 163ZM29 163V162H28ZM31 163L29 164V165H31ZM35 163H37V164H35ZM50 163V162H49ZM95 163V162H94ZM106 163H107V160H106ZM119 163V162H118ZM125 163H127V161L125 162ZM140 163V162H139ZM212 163H215V162H212ZM215 163V164H216ZM239 163V162H238ZM246 163V162H245ZM48 164V163H47ZM52 164V163H51ZM122 165H123V162L121 163ZM120 164V165H121ZM128 164V163H127ZM126 164V165H127ZM132 164V163H131ZM142 164V163H141ZM219 164V163H218ZM244 164V163H243ZM7 165V164H6ZM44 165V166H45ZM50 165V164H49ZM48 165V166H49ZM53 165H55V164H53ZM61 165V164H60ZM103 165V164H102ZM105 165V164H104ZM107 165H108V163H107ZM119 165V164H118ZM175 165V164H174ZM179 165V166H180ZM220 165V164H219ZM244 165V166H245ZM34 166V167H35ZM42 166V165H41ZM48 166H47V168H48ZM57 166V165H56ZM56 166H55V168H56ZM110 166V165H109ZM108 166V167H109ZM117 166V165H116ZM178 166V165H177ZM215 167H216V165H214ZM221 166V167H222ZM34 167H32V168H34ZM52 167V166H51ZM50 167V168H51ZM58 167V166H57ZM107 167V166H106ZM111 167V166H110ZM118 167V166H117ZM119 167H121V166H119ZM124 167V166H123ZM162 167V166H161ZM214 167V168H215ZM219 167V166H218ZM217 167V168H218ZM233 167V166H232ZM247 167H249V166H247ZM36 168H35V170H36ZM40 168V167H39ZM39 168H38V170H39ZM46 168V169H47ZM59 168V167H58ZM76 168V167H75ZM140 168H142L143 169V167H140ZM213 168V167H212ZM217 168H216V170H217ZM223 168V167H222ZM222 168H220V169H222ZM229 168V167H228ZM238 168V167H237ZM241 168V167H240ZM246 168V167H245ZM250 168V167H249ZM57 169V168H56ZM113 169V168H112ZM116 169V168H115ZM118 169V168H117ZM137 169V168H136ZM158 169H160V168H158ZM162 169H163V167H162ZM223 169H225V168H223ZM29 170H31V169H29ZM33 170V169H32ZM31 170V171H32ZM53 170V169H52ZM61 170V167H60V169H59V171ZM180 169H178V167H173L171 170H166L164 173H168V172H172V171H175V172H177V171H179ZM210 170H211V168H210ZM213 170H215V169H213ZM230 170V169H229ZM236 170V169H235ZM47 171V170H46ZM45 171V172H46ZM55 170H53L52 172H54ZM57 171H58V169H57ZM81 171V170H80ZM157 171V170H156ZM203 171V170H202ZM219 171H221V170H219ZM33 172V171H32ZM50 172V171H49ZM110 172V171H109ZM139 172H140V169H139ZM138 172V173H139ZM141 172H142V170H141ZM209 172V171H208ZM222 172H223V170L221 171V174H222ZM235 172H239V171H235ZM38 173V172H37ZM137 173V174H138ZM155 173V172H154ZM195 173V172H194ZM201 173V172H200ZM199 173V175H201ZM203 173V172H202ZM251 173V172H250ZM127 174H129V173H127ZM136 174V175H137ZM158 174V173H157ZM160 174V173H159ZM216 174V173H215ZM220 174V175H221ZM254 174V173H253ZM126 175V174H125ZM130 175V174H129ZM151 175H153V174H151ZM190 177H192V179L189 181V182H187V184L186 185H184V187H185V189H186V198H187V200H186V202H177V204L175 203L176 201H174V200H170V201H165V203H163V206H162V204L161 205H159V206H161V207H163V210H165L164 212H161V216H166V218L167 219H170V218H175L172 222H170V224H166V223H164L163 224V226L166 224V226L168 227H170V228H174L175 226H178V227H182L185 223V220L187 219H185V216L186 217H189V215H190V213H189V215H188V210H191V208H193L194 209V207H202L203 209H204V207H207V206H209V210H210V214L212 213V216H213V214H217L218 212H217V207H218V205H216L217 203H216V201H214V200H212L211 198H213V196L209 199L208 197H207V195H206V197L205 196H202V197H200V198H194L193 196V194L191 193V191H192V187L194 188V176H195V174H194V176H193V171H191L189 174H188ZM197 175V174H196ZM217 175V174H216ZM219 175V174H218ZM217 175V176H218ZM234 175V174H233ZM44 176V175H43ZM42 176V177H43ZM46 176H47V174H46ZM53 176V175H52ZM156 176V175H155ZM235 176V175H234ZM36 177V176H35ZM48 177H50V176H48ZM122 177H124V176H122ZM201 177V176H200ZM213 176H212V173H211V178H212ZM222 177V176H221ZM245 177V176H244ZM40 179V177H37V179ZM51 178V177H50ZM214 178V177H213ZM213 178H212V180H213ZM216 178V177H215ZM44 179H45V177H44ZM54 179V178H53ZM105 179V178H104ZM129 179H131L130 178V176H129ZM242 179H243V177H242ZM52 180V179H51ZM37 181V180H36ZM41 181H42V179L40 180V183H41ZM45 181V180H44ZM46 181H47V179H46ZM49 181H50V179H49ZM53 181V180H52ZM127 181V180H126ZM244 181V180H243ZM32 182H35V181H32ZM48 182V181H47ZM47 182H45V184H48ZM54 182H56V181H54ZM128 182V181H127ZM250 182V181H249ZM37 183V182H36ZM248 183V182H247ZM247 183H246V185H245V194H246V200H250L249 202H248V204H247V208H245L244 206H243V209L245 208V210L247 209L248 210V208H249V210H250V207H251V209H254L255 210V208L253 207V206H257L258 207V202H260L259 200H264V197L262 198V197H259L258 196V192L255 190L256 188H255V185H253V184H251V186H248V185H250V184H248L247 185ZM52 184V183H51ZM197 184V183H196ZM204 184H205V182H204ZM245 184V183H244ZM33 185V184H32ZM44 185V184H43ZM42 184H41V187L43 186ZM200 185V184H199ZM203 185V184H202ZM31 186V185H30ZM35 186V185H34ZM37 186V185H36ZM47 186H49V187H47L48 188V190H49V188H50V190H49V194H51V192L54 194L55 192H53L52 191V189L54 188H51L52 186L51 185H47ZM201 186V185H200ZM44 187H45V185L43 186V189H44ZM57 187V186H56ZM204 187V186H203ZM35 188V187H34ZM33 188V189H34ZM37 188V187H36ZM47 188L45 189V190H47ZM29 189H30V187H29ZM31 189H32V187H31ZM38 189H39V187H38ZM259 189H261V188H259ZM44 190V191H45ZM16 191V190H15ZM31 191V190H30ZM34 191V190H33ZM55 191V190H54ZM106 191V190H105ZM17 192V191H16ZM37 192H39V191H37ZM37 192H35V193H37ZM46 192V194H48ZM263 191H261V193H262ZM19 193V192H18ZM18 193H17V195H18ZM107 193V192H106ZM106 193H104L105 195H106ZM260 192H259V194H261ZM43 194V193H42ZM46 194H43V195H46ZM185 194V193H184ZM208 194H209V192H208ZM8 195V194H7ZM16 195V194H15ZM16 195V196H17ZM37 195V194H36ZM113 195V194H112ZM263 195V194H262ZM6 196V195H5ZM41 197H42V195H40ZM47 196V195H46ZM50 196V195H49ZM52 196V195H51ZM55 196V195H54ZM57 196V195H56ZM56 196H55V198H56ZM64 196V195H63ZM101 196H102V194H101ZM100 196V197H101ZM111 196V195H110ZM199 196V195H198ZM201 196V195H200ZM264 196V195H263ZM13 196H12V194H11V196H10V198H9V196L7 197L9 200L8 201H13L14 200V198H12ZM31 197V196H30ZM33 197V196H32ZM48 197V196H47ZM58 197H60V196H58ZM68 197H70L71 198V195L70 196H68ZM82 197V196H81ZM98 197V196H97ZM104 197V196H103ZM106 198L107 197H109L108 196V194L105 196ZM114 197V199H112V204H108L110 201H111V198H107V199H110V201L107 203L108 205H110V206H106V208L105 207H103V206H101V205H103V203L100 205L99 204V202L98 203H96V204H98V205H100L101 206V209L99 208V211H101V213H105L106 211H108L107 213L108 214H106L105 216H102V219L103 220H105L106 218L108 219V221L110 222V224H108V226L109 225H111L112 226V228H116V229H118L117 228V225L115 224V220H119L118 222H119V224H120V222H121V224H126V225H130V226H132V227H134V229H132V230H136L135 228L136 227H139L140 226V228H142V226L145 228V227H147V228H150V227H152V229L153 228H155V227H157V226H154V224H155V220L154 221H152V214L151 215H149V216H147L146 214H148V212H149V208H145L143 205H141V204H138V202L136 203V202H134V201H131V200H128V199H126V198H121V197H117V196H113ZM6 198V199H7ZM20 198V197H19ZM18 198V199H19ZM40 198V197H39ZM61 198H63V197H61ZM69 198V199H70ZM130 198H131V196H130ZM183 198H185V197H183ZM185 198V199H186ZM15 199H17V197L15 198ZM56 199H58V201H60V199L59 198H56ZM68 199V198H67ZM75 199V198H74ZM83 199V198H82ZM98 199V198H97ZM101 200H103V199H101ZM154 200V199H153ZM168 200V199H167ZM176 200V199H175ZM216 200V199H215ZM15 201V200H14ZM13 201V203H15ZM19 201H20V199H19ZM19 201H17V202H19ZM96 201V200H95ZM136 201V200H135ZM258 201V202H257ZM16 202V203H17ZM61 202V201H60ZM85 202V201H84ZM97 202V201H96ZM156 202V201H155ZM222 202V201H221ZM246 202V201H245ZM244 202V203H245ZM263 202V201H262ZM12 203V204H13ZM15 203V204H16ZM74 203V202H73ZM162 203V202H161ZM219 203V202H218ZM226 203V202H225ZM71 201H69V200H67V202H64V207H69V206H71ZM144 204V203H143ZM223 204V203H222ZM260 204V203H259ZM264 204V203H263ZM35 205V204H34ZM43 205V204H42ZM42 205H36V206H34V207H36V208H38V209H40L41 210V212H48V211H51V209L49 208V207H47V206H42ZM84 205V204H83ZM93 205H94V203H93ZM92 205V206H93ZM106 205V204H105ZM147 205V204H146ZM220 205V204H219ZM222 206V205H221ZM227 206V205H226ZM260 206V205H259ZM74 207V206H73ZM102 207L104 208V209H102ZM253 207V208H252ZM261 207H262V204H261ZM264 207V206H263ZM75 208V207H74ZM154 208V207H153ZM152 208V209H153ZM158 208V207H157ZM201 208V209H202ZM221 208V207H220ZM220 208H219V210H220ZM224 208V207H223ZM188 209V210H187ZM241 209V208H240ZM240 209H239V211H240ZM242 209V210H243ZM154 210H155V208H154ZM162 210V211H163ZM230 210H231V208H230ZM229 210V214H230V212H231V216H232V218L234 217L233 215H232V212L234 213V211L236 210V212H237V210L238 209H235V210H233V208H232V210L230 211ZM244 210V211H245ZM248 210V211H249ZM96 211H98V210H96ZM105 211V212H104ZM185 211H187L186 212V215H185ZM207 211V210H206ZM225 212H226V210H224ZM227 211H228V209H227ZM238 211V212H239ZM93 212V211H92ZM153 212V211H152ZM151 212V213H152ZM209 212V211H208ZM223 212V211H222ZM253 212V211H252ZM78 213V212H77ZM154 213V212H153ZM227 213V212H226ZM251 213V212H250ZM42 214V213H41ZM69 214V213H68ZM80 214V213H79ZM158 214H160V213H158ZM222 214V213H221ZM255 214V213H254ZM258 214V213H257ZM70 215H72V214H70ZM85 215V214H84ZM87 215V214H86ZM95 215V214H94ZM188 215V216H187ZM80 216V215H79ZM203 217L205 216V215H202ZM202 216H200V217H202ZM215 216V215H214ZM230 216V215H229ZM228 216V217H229ZM250 216V215H249ZM256 216V215H255ZM259 217V216H258ZM258 217H256V218H258ZM82 218V217H81ZM95 218V217H94ZM159 218H162V217H159ZM158 218V219H159ZM198 218V217H197ZM216 218V217H215ZM231 218V219H232ZM37 219V218H36ZM60 219H62V218H60ZM86 219V218H85ZM96 219V218H95ZM102 219H100L101 221H102ZM185 219V220H184ZM189 219V218H188ZM203 219V218H202ZM218 219V218H217ZM230 220V218H227V221H229ZM235 219V218H234ZM233 219V220H234ZM237 219V218H236ZM235 219V220H236ZM241 222H243V220L242 219H244V218H238ZM259 219V218H258ZM32 220V219H31ZM37 220H39V219H37ZM58 220V219H57ZM75 220V219H74ZM199 220V219H198ZM204 220V219H203ZM202 220V221H203ZM219 220H221V219H219ZM222 220H223V218H222ZM225 221H226V219H224ZM247 220V219H246ZM253 220H255V219H253ZM40 221V220H39ZM42 221H43V218H42ZM61 221H63V220H61ZM68 221V220H67ZM71 221V220H70ZM73 221V220H72ZM82 221V220H81ZM95 221V220H94ZM107 221V222H108ZM205 222H207V220H204ZM34 222V221H33ZM37 222V221H36ZM44 222V221H43ZM42 222V223H43ZM58 222H60V221H58ZM74 222V221H73ZM83 222V221H82ZM100 222V221H99ZM159 222V221H158ZM158 222H157V224H158ZM198 222V221H197ZM200 222H201V220H200ZM202 223V224H205V229H206V227H207V225H208V223ZM221 222V221H220ZM224 222V221H223ZM230 222V221H229ZM229 222L227 223V224H229ZM240 222V223H241ZM244 222L246 223V221L244 220ZM250 222V221H249ZM45 223H46V221H45ZM48 223V222H47ZM63 224L65 223V222H62ZM102 223V222H101ZM168 223V222H167ZM210 223V222H209ZM214 223V222H213ZM217 223V222H216ZM236 223V222H235ZM248 223V222H247ZM41 224V223H40ZM49 224V223H48ZM87 224V223H86ZM89 224V223H88ZM103 224V223H102ZM162 224V223H161ZM198 224V223H197ZM201 224V223H200ZM201 224V225H202ZM220 224H222V223H219V226H220ZM69 225H71V224H69ZM116 225V226H115ZM156 225V224H155ZM192 226H193V224H191ZM196 225V224H195ZM200 225V226H201ZM210 225V227L212 226L213 227V224L211 225V224H209ZM209 225H208V227H209ZM44 226V225H43ZM67 226V225H66ZM78 226V225H77ZM80 226V225H79ZM84 226V225H83ZM203 226V225H202ZM216 226V225H215ZM215 226H214V228H215ZM227 226V225H226ZM230 226V225H229ZM63 227V228H62ZM62 231L63 230H65L66 232L68 231L69 232V226L68 227H65V226H63L62 225ZM90 227V226H89ZM89 227H87V228H89ZM184 227V226H183ZM188 227H189V225H188ZM207 227V228H208ZM209 227V228H210ZM72 228V227H71ZM84 228V227H83ZM107 228V227H106ZM143 228V229H144ZM147 228H145V230H147ZM163 229H164V227H162ZM169 228V229H170ZM186 228V227H185ZM202 227H200L199 229H201ZM227 228V227H226ZM232 228V227H231ZM230 228V229H231ZM86 229V228H85ZM93 229V228H92ZM110 229V228H109ZM115 229V230H116ZM151 229V228H150ZM152 229H151V231H152ZM191 230L190 228H186V230H183V228H182V230L184 231V232H186L187 230ZM192 229H194V228H192ZM196 229H197V227H196ZM211 229H213V228H211ZM73 230V229H72ZM75 230V229H74ZM77 230V229H76ZM95 230V229H94ZM112 230V229H111ZM141 230V229H140ZM140 231L139 232V229H138V231L137 232H134L133 233V231H131V232H128V231H130V230H128V231H123V233H120L119 232V229H118V232H115V233H113L112 231H105V233L104 232H102V236L103 237H110V239H109V241L112 239L113 241L114 240H116V241H118V242H116V243H120L122 240L125 242V239L126 238H128V240L130 241V242H134L135 243V241H136V243L137 242H139V240H144L145 242H146V246H147V243H149L150 242V244H148L149 246H151V244L153 243L152 242V240H158L157 238H159V236L158 237H156V236H153L151 233V231H149V229H148V231ZM154 230V229H153ZM161 230V229H160ZM165 230V229H164ZM167 231H168V229H166ZM172 230V229H171ZM171 230H170V232H171ZM202 230H204V229H202ZM223 230V229H222ZM225 230V229H224ZM227 230V229H226ZM232 230V229H231ZM81 230H80V228H79V233L80 234H82L81 232H80ZM82 231H84V230H82ZM89 231H91V230H89ZM103 231V230H102ZM156 231H157V229H156ZM163 231V230H162ZM173 231V230H172ZM199 231H201V230H198L197 229V231H195V230H193V232L195 233V232H199ZM205 231V230H204ZM67 232V233H68ZM78 232V231H77ZM76 232V233H77ZM128 232V233H127ZM158 232V231H157ZM160 232V231H159ZM203 232V231H202ZM210 232H212V231H210ZM214 233L215 232H219L218 230H216V229H214V231H213ZM225 232V231H224ZM84 233V232H83ZM92 233V232H91ZM91 233H88V234H90V236L89 237H91V238H93L92 237V234ZM97 233V232H96ZM100 233H101V231H100ZM164 233H166V232H164ZM188 233L189 232H187V235H188ZM190 233H192V231L190 232ZM222 233V232H221ZM78 234V233H77ZM160 234H162V233H160ZM160 234H158V235H160ZM174 234V233H173ZM178 234V233H177ZM217 234V233H216ZM220 234V233H219ZM25 235V234H24ZM76 235V234H75ZM97 235V234H96ZM96 235H94L93 234V236H95L93 239L94 240H92V241H97V239H96ZM99 235V234H98ZM101 235V234H100ZM99 235V236H100ZM164 235V234H163ZM172 235V234H171ZM170 235V236H171ZM190 235V234H189ZM193 235V234H192ZM198 235H199V233H198ZM202 235H204V234H202ZM211 235V234H210ZM224 235H225V233H224ZM26 236V235H25ZM52 236V235H51ZM61 236H63V235H61ZM68 236V235H67ZM72 236V235H71ZM79 236V235H78ZM169 236V237H170ZM212 236H213V234H212ZM86 238L88 237V236H85ZM103 237H100V238H103ZM129 237H130V239H129ZM163 238V240L166 238V237H168V235L166 236L165 235V237L164 236H162ZM173 237V236H172ZM57 238H58V235H57ZM84 239V238H82V239H84V242H85V240H87V239ZM97 238H98V236H97ZM186 238V237H185ZM214 238V237H213ZM62 239V238H61ZM105 238H103V240H104ZM189 239H191V238H189ZM192 239H193V237H192ZM65 240V238L63 239V241ZM71 240V239H70ZM74 240H75V242H76V239L74 238ZM98 240H100L99 238H98ZM103 240H101V243L103 242ZM106 240V239H105ZM111 240V241H112ZM141 240V241H142ZM185 240V239H184ZM187 240V239H186ZM194 240V239H193ZM61 241V240H60ZM62 241V242H63ZM77 241H78V239H77ZM81 241H83V240H81L80 239V242ZM89 241H91V240H89ZM91 241V242H92ZM109 241L108 242H105V243H108L107 245H111V243H109ZM112 241V242H113ZM120 241V242H119ZM122 241V242H123ZM129 241L127 242V244L129 243ZM160 241V240H159ZM168 241V240H167ZM192 241V240H191ZM80 242H78L77 244L79 245V243ZM83 242V243H84ZM90 242V243H91ZM98 242V241H97ZM96 242V243H97ZM115 242V241H114ZM123 242V243H124ZM145 242H143V244L145 243ZM187 242V241H186ZM89 243V242H88ZM93 243V242H92ZM96 243L94 244V245H96ZM99 243V242H98ZM97 243V244H98ZM122 243V244H123ZM157 243H159V242H157ZM156 243V244H157ZM76 244V243H75ZM81 244V243H80ZM87 244V241H86V243H85V245ZM104 244V242L102 243V245ZM121 244V243H120ZM119 244V245H120ZM127 244H124V245H121L122 247H117V249H115V250H112V251H110V252H116V253H118V252H120V251H123L124 252V250H127V249H129L128 247L130 246V244L128 245V247L127 246H125V245H127ZM133 244V243H132ZM213 244V243H212ZM68 245V244H67ZM82 245V244H81ZM85 245H83V247L85 246ZM91 247H92V245L91 244H89ZM105 246V247H108V246ZM113 245H114V243H113ZM142 245V244H141ZM141 245H140V247H141ZM145 245V244H144ZM187 245H188V243H187ZM216 245V244H215ZM223 245V244H222ZM65 246V245H64ZM80 246V245H79ZM89 246V247H90ZM114 246H117L116 244L114 245ZM143 246V245H142ZM145 246V247H146ZM158 246V245H157ZM76 247H78V246H76ZM88 247V248H89ZM91 247H90V249H91ZM99 247V246H98ZM102 247V246H101ZM148 247V246H147ZM222 247V246H221ZM80 248V247H79ZM87 248V246L86 247H84V249H86ZM87 248V249H88ZM95 248H96V246H95ZM103 248V247H102ZM110 248V247H109ZM116 248V247H115ZM136 248V247H135ZM142 248V247H141ZM82 249V248H81ZM105 250H107V248H104ZM113 249V248H112ZM137 249V248H136ZM149 250L151 249V247L150 248H148ZM156 249V247L154 248V250ZM4 250V249H3ZM151 250H153V249H151ZM150 250V251H151ZM153 250V251H154ZM77 251V250H76ZM78 251H80L79 249H78ZM77 251V252H78ZM95 251H97V250H95ZM150 251H148V252H150ZM77 252H75V253H77ZM99 252V251H98ZM102 252V251H101ZM113 252V253H114ZM135 252H137V251H135ZM146 252V251H145ZM152 252V251H151ZM211 252V251H210ZM26 253H28V252H25L24 254H26ZM34 253V252H33ZM87 253V252H86ZM85 253V254H86ZM107 253H109V251L107 252ZM138 253V252H137ZM137 253H135V254H137ZM142 252H140V255L142 256V254H141ZM189 253V252H188ZM193 253V252H192ZM24 254H23V256H24ZM89 254V253H88ZM101 254V253H100ZM104 254H106V252L104 253ZM103 254V255H104ZM186 254V253H185ZM82 255V254H81ZM87 255V254H86ZM92 255V254H91ZM109 255H111V254H109ZM138 256V258L140 259V256H139V254H137ZM146 255V254H145ZM149 255V254H148ZM151 255V254H150ZM32 256V255H31ZM30 256V257H31ZM45 256V255H44ZM75 256V255H74ZM147 256V255H146ZM25 257H26V255H25ZM29 257V256H28ZM72 257V256H71ZM90 257V256H89ZM105 257H106V255H105ZM119 257V256H118ZM134 257V256H133ZM23 258V257H22ZM143 258H146V257H144V255H143ZM28 258H26V260H27ZM43 259V258H42ZM137 259V258H136ZM136 259H134V260H136ZM139 259H137V260H139ZM1 260V259H0ZM2 260H3V257H2ZM41 260V259H40ZM137 260H136V262H137ZM145 260V259H144ZM144 260H142V261H144ZM22 261V260H21ZM31 261V260H30ZM140 261V260H139ZM3 261H0V264L2 263ZM24 262V261H23ZM114 262L115 261H108V262H106V264H114ZM132 262V261H131ZM126 263V262H124V263H122V264H134V263H136L135 261H133L134 263ZM145 262V261H144ZM22 263V262H21ZM20 263V264H21ZM26 263V262H25ZM27 263H28V261H27ZM32 263H33V261H32ZM138 263V262H137ZM136 263V264H137ZM141 263V262H140ZM139 264V263H138ZM143 264H145V263H143Z\"/></svg>", "mask_w": 264, "mask_h": 264}, {"label": "clouds", "instance_id": "3", "mask_svg": "<svg viewBox=\"0 0 264 264\" xmlns=\"http://www.w3.org/2000/svg\"><path fill=\"white\" fill-rule=\"evenodd\" d=\"M111 0H75L66 14L67 0H46V5L26 4L11 7L10 20L0 16V109L16 103L15 93L24 87V80L10 71L9 61L18 54L27 65L35 54L59 50L60 74L70 86V95L80 101L95 99L105 81L117 78V69L133 58V50L146 34L149 43L139 58L142 69L151 68L162 57L172 55L164 27L171 23L195 45L191 55L201 61L212 51L229 50L233 54L245 47H255L264 39V0H144L138 13L121 18L98 11ZM60 7H57V6ZM138 27L139 33L128 26ZM128 47L125 48V44ZM208 84L212 96L222 92L234 100V89L221 83ZM251 167L264 171V155H251ZM248 168L233 176L223 170V183L217 190L222 201L239 209L246 200L241 176ZM254 258V264L258 255Z\"/></svg>", "mask_w": 264, "mask_h": 264}]
</instances>
